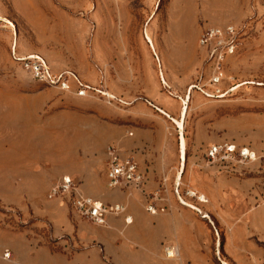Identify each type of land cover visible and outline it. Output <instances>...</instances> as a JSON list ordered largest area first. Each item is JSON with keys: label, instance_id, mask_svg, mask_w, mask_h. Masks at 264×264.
<instances>
[{"label": "rangeland", "instance_id": "obj_1", "mask_svg": "<svg viewBox=\"0 0 264 264\" xmlns=\"http://www.w3.org/2000/svg\"><path fill=\"white\" fill-rule=\"evenodd\" d=\"M227 24L238 31L237 54L222 66L221 95L208 96L212 88L201 84L209 57L198 47V36L204 27ZM144 37L147 42L153 39L155 47L149 48ZM31 54L47 61L53 72L74 75L89 92L79 97L33 80L14 61L15 56ZM132 66L138 75L133 79ZM233 81L237 87L230 90ZM131 82L139 86L135 97H163L168 103L172 118L165 117L163 123L167 144L178 151V139L181 135L184 139L180 142L189 158L187 172H180L169 188L171 201L189 210V230L196 223V232L202 230L206 240L215 243L216 264H264V252L230 263L224 249L227 238L230 243L243 239L258 244L250 228L263 231L240 219L244 206L264 204V153L256 146L264 140L260 130L264 129V0H0V128L3 131L8 118L4 101L8 89L29 95L44 90L45 103L57 99L65 110L57 115L48 111L42 117L29 115L26 126L19 122L11 133L0 134V264H44L43 257L69 256L84 246L80 234L92 223L72 213L68 195H51L50 190L64 176L92 198L89 193L105 187L102 154L110 143L99 145L88 136L87 144L83 129L76 125L85 119L92 125L103 122L87 108L88 100L109 99L121 105L108 98L104 88L115 90ZM183 99L184 118L180 115ZM69 121L77 127L71 132ZM221 142L248 146L257 158L246 164H209L204 150ZM26 169L24 178L20 173ZM202 172L219 175L220 191L225 194L212 199L196 190V175ZM81 175L89 179L85 189L80 187ZM243 180L250 185L241 186ZM239 189L249 191L252 198L228 196ZM198 196L206 202H199Z\"/></svg>", "mask_w": 264, "mask_h": 264}, {"label": "crops", "instance_id": "obj_2", "mask_svg": "<svg viewBox=\"0 0 264 264\" xmlns=\"http://www.w3.org/2000/svg\"><path fill=\"white\" fill-rule=\"evenodd\" d=\"M148 36L150 37V35ZM144 40L146 41L145 37ZM147 44L149 48L155 47L153 39L152 41L149 39ZM136 75V68L132 66L131 78H135ZM135 85L131 82L119 84L115 90L111 87L104 88L103 92L108 98L113 97L112 99H116L121 105L115 106L109 99L107 101L101 100L98 103H92L91 100L87 99L89 106L87 108L93 110L92 114L99 115L103 121L99 125H92L85 119L78 125L75 121H69L67 127L70 128V132L77 128L76 126L78 129L82 128L86 135L87 144L88 136H90L96 139L99 145L105 141L109 142L108 146H115L119 155H132L145 177L142 189L120 191L109 189L105 185L100 190L95 189L89 193L105 205L123 206L124 213L108 215L105 225L91 224L88 230L82 231L80 234L84 243L80 250L71 253L69 256L43 257L44 264H216L212 247L215 246V243L206 240L202 230L196 232V223L189 230L186 224L189 210L179 206L176 201H171L169 183L177 182L180 172H183L184 169L187 172L189 161V158L186 157L185 147L180 142L183 139L182 135L178 139V151L175 145L166 142L163 123L166 122L165 117L172 118V110L163 97L153 99L147 96L135 97L134 92L139 87ZM44 93L45 91L42 90L29 95L12 93L11 89H8V92L4 93V101L8 103V118L4 121L3 131L0 128V134L6 133V130L11 133L12 126L19 122L22 126H26L29 115L42 117L44 111H48L49 115H57L65 111L58 105L57 99H50L45 103L43 100ZM84 102L86 104V100ZM152 107L157 108L160 114L156 113ZM185 114L186 104L183 99L180 115L184 118ZM177 121L183 123L182 120ZM40 129H42V125L41 128H37L36 133ZM260 130L261 134H264L262 127ZM256 146L259 151L264 153V140ZM106 148L102 155H105L107 161ZM23 161L26 166L28 160L24 159ZM7 163L8 160H4V164ZM10 163H12L11 160ZM32 168H36V166L32 164ZM209 169L205 168V171H209ZM28 171L20 174H23L25 178ZM11 172L18 174L14 168H11ZM30 173L38 176L33 170ZM191 173H193L192 170ZM196 178L198 179L196 190L203 192L204 196L214 199L216 196L225 194L226 191H220L219 175H208V172H202L200 175H196ZM38 179L41 181V177ZM80 180V187L85 189L89 183L88 176L81 175ZM246 185H250V181L243 180L241 186L246 187ZM80 191L85 190L81 189ZM227 194L234 198H252L249 191L241 189L230 191ZM180 202L182 205L201 213L196 206L182 200ZM148 203L154 206L153 213L146 211L145 207ZM243 210L245 215L240 220L243 222L250 221L256 228L259 226L258 229L263 228V231H255L249 227L250 233L255 234L258 244L252 243L253 241L245 243L243 239L230 243L227 238L224 249L230 263H233L234 260L241 261L244 257H248V254L252 257L262 256L264 252V204H259L253 208L244 206ZM213 214H217V210H214ZM125 216L130 218L129 222H125ZM201 217L206 218L208 216L201 214ZM200 223L202 222L200 221ZM239 227L237 226V229ZM66 230L69 231L70 228L67 227ZM170 248L176 250L177 258L166 256L165 251Z\"/></svg>", "mask_w": 264, "mask_h": 264}, {"label": "built area", "instance_id": "obj_3", "mask_svg": "<svg viewBox=\"0 0 264 264\" xmlns=\"http://www.w3.org/2000/svg\"><path fill=\"white\" fill-rule=\"evenodd\" d=\"M237 34L236 27L230 24L207 26L200 31L197 41L198 47L209 57L206 80L201 84V86L208 85L212 88L213 94L208 96L221 95V89L218 86L224 78L222 66L228 58L237 54ZM14 61L33 80L44 86L61 91H73L77 96H83L90 90L85 84L79 82L74 75L53 72L47 61L39 55L15 56ZM72 85H76L73 90H71ZM230 85V90L237 87L235 81L231 82ZM194 86L198 87V85ZM106 153L108 156L104 168L106 187L120 191L141 190L145 177L134 157L132 155H119L118 150L113 145L106 148ZM204 156L209 164L231 163L232 165L250 163L257 158L256 153L251 148L233 142L211 144L204 150ZM50 194L68 195V205L72 213L94 225H105L108 215L124 213V207L121 205L108 206L97 199L80 193L70 176L62 177L61 181L51 188ZM145 208L149 213L154 212V206L151 203H148ZM129 219L128 216H125L124 220L129 222ZM165 254L169 258H177V252L174 248L167 249Z\"/></svg>", "mask_w": 264, "mask_h": 264}, {"label": "bare ground", "instance_id": "obj_4", "mask_svg": "<svg viewBox=\"0 0 264 264\" xmlns=\"http://www.w3.org/2000/svg\"><path fill=\"white\" fill-rule=\"evenodd\" d=\"M189 195H190V196H193V195H196V194H195L194 192H190ZM203 198H204L203 196H198V197H197V200L200 201V202H202V201L205 200V199H203Z\"/></svg>", "mask_w": 264, "mask_h": 264}]
</instances>
